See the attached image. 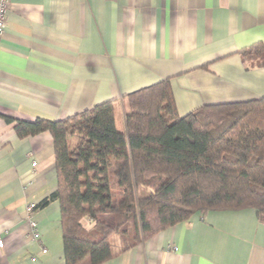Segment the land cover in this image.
Listing matches in <instances>:
<instances>
[{"label":"crops","instance_id":"crops-1","mask_svg":"<svg viewBox=\"0 0 264 264\" xmlns=\"http://www.w3.org/2000/svg\"><path fill=\"white\" fill-rule=\"evenodd\" d=\"M9 1L0 115L58 121L110 103L124 131L126 96L164 80L181 117L264 97V0ZM15 123L0 116V264H66L60 203L42 205L58 186L53 136L20 138ZM103 264H264V223L251 208L196 213Z\"/></svg>","mask_w":264,"mask_h":264},{"label":"trees","instance_id":"trees-1","mask_svg":"<svg viewBox=\"0 0 264 264\" xmlns=\"http://www.w3.org/2000/svg\"><path fill=\"white\" fill-rule=\"evenodd\" d=\"M109 104L58 121L0 115L20 138L53 136L58 186L42 205L60 203L66 264H103L196 213L251 208L264 223V97L181 117L164 80L126 96L124 131Z\"/></svg>","mask_w":264,"mask_h":264},{"label":"built area","instance_id":"built-area-1","mask_svg":"<svg viewBox=\"0 0 264 264\" xmlns=\"http://www.w3.org/2000/svg\"><path fill=\"white\" fill-rule=\"evenodd\" d=\"M9 2H10L9 0H0V39L6 29V12L8 10ZM35 167H36V164H35ZM33 209H34L33 204H29L26 209L30 216L29 218L30 233L29 234L31 235L33 240L38 241L40 240L41 235L39 233L38 225L36 221L31 217ZM4 247H5V242L3 238L0 236V248L3 249ZM174 250H176V248ZM42 252L45 254L47 253V250L43 249Z\"/></svg>","mask_w":264,"mask_h":264},{"label":"rangeland","instance_id":"rangeland-1","mask_svg":"<svg viewBox=\"0 0 264 264\" xmlns=\"http://www.w3.org/2000/svg\"><path fill=\"white\" fill-rule=\"evenodd\" d=\"M111 242L113 244V247H112L113 248V251H115L116 249H118V247L120 245L119 237H117V236L112 237Z\"/></svg>","mask_w":264,"mask_h":264}]
</instances>
